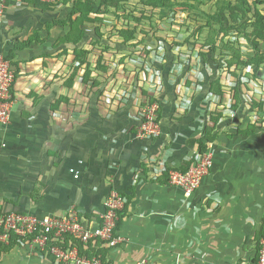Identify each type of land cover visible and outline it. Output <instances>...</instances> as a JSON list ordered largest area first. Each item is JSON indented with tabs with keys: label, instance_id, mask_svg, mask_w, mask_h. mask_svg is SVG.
Instances as JSON below:
<instances>
[{
	"label": "crops",
	"instance_id": "0c3cea01",
	"mask_svg": "<svg viewBox=\"0 0 264 264\" xmlns=\"http://www.w3.org/2000/svg\"><path fill=\"white\" fill-rule=\"evenodd\" d=\"M52 16L36 5L0 3V53H13L17 74L10 123L0 129V214L97 217L116 191L129 199L117 227L125 241L101 249L103 264H256L264 127L233 112L213 124L205 118L210 102L196 98L191 108L201 89L180 82L174 102L161 98V136L138 138L145 100L112 83V74L95 87V104L80 102L77 89L62 85V63L51 55L60 31L49 27ZM182 100L190 106L187 119L177 114ZM205 133L212 168L186 197L165 173L184 169ZM0 264L59 263L17 245L0 252Z\"/></svg>",
	"mask_w": 264,
	"mask_h": 264
},
{
	"label": "rangeland",
	"instance_id": "374dc122",
	"mask_svg": "<svg viewBox=\"0 0 264 264\" xmlns=\"http://www.w3.org/2000/svg\"><path fill=\"white\" fill-rule=\"evenodd\" d=\"M13 3L43 5L53 12L49 27L60 31L52 37L57 44L51 55L62 63V85L77 89L80 102L95 104V87H104L106 75L112 74V83L145 100L139 116L156 103L160 120L161 98L174 102L181 82L201 89L191 108L196 98L208 107L210 102L205 118L213 124L233 112L264 127V0ZM185 102L177 114L187 119L190 106Z\"/></svg>",
	"mask_w": 264,
	"mask_h": 264
},
{
	"label": "built area",
	"instance_id": "2783aa9c",
	"mask_svg": "<svg viewBox=\"0 0 264 264\" xmlns=\"http://www.w3.org/2000/svg\"><path fill=\"white\" fill-rule=\"evenodd\" d=\"M6 1L18 0H0L1 5L4 6ZM14 70L4 55H0V129L8 127L10 123ZM157 113L156 103L142 109L136 130L138 138L161 136V122ZM4 147L5 143H2L1 148ZM211 168L210 155L206 151L196 153L186 171L170 169L167 180L171 186L189 197L200 187ZM74 175L78 176L76 173ZM126 202L122 194L111 191L97 217H85L74 212L63 216L43 217L16 211L2 213L0 252L3 251L2 248L19 245L29 253L44 251L59 264H103L102 256L100 253L95 254V250L114 249L125 241L117 227ZM256 253V264H264V232L257 242Z\"/></svg>",
	"mask_w": 264,
	"mask_h": 264
},
{
	"label": "trees",
	"instance_id": "16d2710c",
	"mask_svg": "<svg viewBox=\"0 0 264 264\" xmlns=\"http://www.w3.org/2000/svg\"><path fill=\"white\" fill-rule=\"evenodd\" d=\"M37 7H39V8H41V9H44L45 10V6H43V5H37ZM260 32L261 33H263L264 34V30H263V28L262 29H260ZM36 41L37 42H40V40H39V38H36ZM26 44H28V41L27 42H24L23 44H22V46L23 45H26ZM13 53L12 52H10V54H8L7 56H5L4 55V57H5V59H7L9 62H10V64L14 67V63L12 62V58H13ZM16 71L14 70V81H15V77H16ZM208 134L207 133H205L202 137H201V139L199 140V142H198V150H197V153H202V152H204V150H205V140L206 139H208V136H207ZM189 167V164H187L186 166H185V168L184 169H182L183 171H186L187 170V168ZM169 171V169L167 170V172ZM167 172L165 173V179H167ZM125 198H126V200H127V202H126V205L128 204V201H129V199L125 196V195H123ZM263 232H264V222H263V224H262V227H261V233H260V237L262 236V234H263ZM10 247H6V248H2L1 250H7V249H9ZM94 251L92 250V253H93ZM102 252V250L101 249H97V251L95 250V254L96 253H101ZM81 254H82V251H81Z\"/></svg>",
	"mask_w": 264,
	"mask_h": 264
}]
</instances>
